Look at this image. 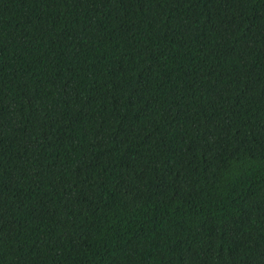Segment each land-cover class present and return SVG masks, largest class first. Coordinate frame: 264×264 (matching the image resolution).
Returning <instances> with one entry per match:
<instances>
[{
	"label": "trees",
	"instance_id": "trees-1",
	"mask_svg": "<svg viewBox=\"0 0 264 264\" xmlns=\"http://www.w3.org/2000/svg\"><path fill=\"white\" fill-rule=\"evenodd\" d=\"M0 264H264V0H0Z\"/></svg>",
	"mask_w": 264,
	"mask_h": 264
}]
</instances>
